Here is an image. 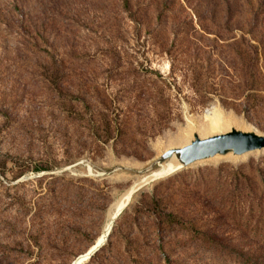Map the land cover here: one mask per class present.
<instances>
[{"label":"rangeland","instance_id":"obj_1","mask_svg":"<svg viewBox=\"0 0 264 264\" xmlns=\"http://www.w3.org/2000/svg\"><path fill=\"white\" fill-rule=\"evenodd\" d=\"M233 129L264 135V0H0V264H231L193 247L159 256L133 215L156 189L206 220L208 198L186 173L264 151L165 178L153 164ZM147 178L159 180L135 190L103 239L119 200Z\"/></svg>","mask_w":264,"mask_h":264},{"label":"trees","instance_id":"obj_2","mask_svg":"<svg viewBox=\"0 0 264 264\" xmlns=\"http://www.w3.org/2000/svg\"><path fill=\"white\" fill-rule=\"evenodd\" d=\"M91 123L88 130L98 133L99 126L93 120ZM101 127V132L107 136L112 132L111 120ZM116 132L117 136H123L121 126H116ZM205 171L208 173L204 174ZM186 174L193 176L187 180V185L199 193L203 191L208 198L209 202L201 205L207 219L191 218L184 214L180 206L172 208L174 206L169 204V198L159 195L154 189L153 193H143L134 206L133 229L150 240L153 252L159 256L162 253H179L181 256L193 247L199 252L208 253L218 262V258L223 261L229 258L233 260L231 264H264V158L251 159L238 167L223 164L197 171V175L194 172ZM78 183L80 187L86 183L95 184L86 179ZM82 187L80 189H85V186ZM48 193L52 199L57 197L56 190H48ZM21 206L22 216L27 217L29 209L26 202L23 201ZM225 231L235 237L227 239ZM29 237V240L26 238L28 241L32 239L39 245V238L31 233ZM235 242H241L244 246ZM239 248L241 251H238ZM174 263L177 264V261Z\"/></svg>","mask_w":264,"mask_h":264},{"label":"water","instance_id":"obj_3","mask_svg":"<svg viewBox=\"0 0 264 264\" xmlns=\"http://www.w3.org/2000/svg\"><path fill=\"white\" fill-rule=\"evenodd\" d=\"M175 151L178 150H169L168 152L163 154L153 164L152 172L158 170L160 165H162L169 158H171ZM258 151H264V135L256 134L253 132H242L233 129L228 133L215 135L210 138H207L206 140H201L200 137L196 135L194 141H192L189 146H186L184 149L181 150V159L184 162V166L188 167L197 162L212 159L219 155L233 154L237 157H244L248 154L255 153ZM135 192L136 191L132 192L130 201ZM130 201L128 202L125 208L128 207ZM124 209L122 210V212L124 211ZM108 237L106 238V240L108 239ZM101 247L102 246L98 247V249L95 250L91 256H93L97 251H99Z\"/></svg>","mask_w":264,"mask_h":264},{"label":"bare ground","instance_id":"obj_4","mask_svg":"<svg viewBox=\"0 0 264 264\" xmlns=\"http://www.w3.org/2000/svg\"><path fill=\"white\" fill-rule=\"evenodd\" d=\"M216 114V113H215ZM212 120V123L213 125H216V120H217V116H214L211 118ZM220 123V122H219ZM193 131H196L198 134H199V130L196 126H193L192 128ZM210 138V137H208ZM201 140H206L207 138H201ZM191 144V143H190ZM190 144L188 145H185L183 147H179V148H171V149H168L167 151H165L163 154H165L166 152H168L169 150H178V151H175V153L173 154V156L171 158H169L166 162H164L162 165H160L159 169L158 170H161L163 169L162 171H160L159 174L161 175H165L164 177L162 178H165V177H168V176H171L175 173H177L178 171L182 170L185 166H184V162L182 161L181 159V150L184 149L186 146H189ZM156 170V171H158ZM155 171V172H156ZM153 173V172H152ZM160 178V179H162ZM156 180H159V179H156ZM154 180V181H156ZM154 181H151V182H148V178L143 180L142 182H140L139 184L135 185L133 187V189H131V191H129V193L127 195H125L124 197H122L120 200H119V203H118V207H117V212L114 213V214H111L109 215V218H108V221H107V224L105 226V233H104V237L103 239L107 236L108 232L111 230V228L113 227V224H114V220L115 218L117 217L118 215V212L120 211V209L122 208V210L126 207V205L128 204V202L130 201V198H131V195H132V192H134L135 190L139 189L140 187L142 188L143 186L147 185V184H150ZM125 202L124 206L122 207L123 203ZM121 210V212H122ZM120 212V214H121ZM119 214V215H120ZM119 217V216H118ZM100 244V243H99ZM99 244L93 249L92 253L89 255V257L93 254V252L95 250L98 249L99 247ZM86 257H82L80 258L75 264H79L82 260H84Z\"/></svg>","mask_w":264,"mask_h":264}]
</instances>
